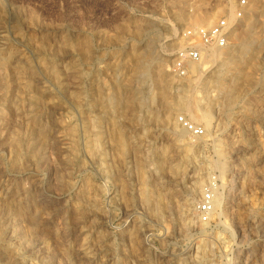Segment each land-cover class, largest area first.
Here are the masks:
<instances>
[{
    "label": "rangeland",
    "instance_id": "obj_1",
    "mask_svg": "<svg viewBox=\"0 0 264 264\" xmlns=\"http://www.w3.org/2000/svg\"><path fill=\"white\" fill-rule=\"evenodd\" d=\"M234 3L0 0V264H264V60L221 68L208 52L179 78L182 43L167 47L199 25L191 15ZM162 54L143 75L130 69V57ZM160 68L174 84L146 98L143 80ZM182 99L213 116L190 115ZM178 115L204 129L187 133L188 151ZM209 184L222 201L202 221Z\"/></svg>",
    "mask_w": 264,
    "mask_h": 264
},
{
    "label": "bare ground",
    "instance_id": "obj_2",
    "mask_svg": "<svg viewBox=\"0 0 264 264\" xmlns=\"http://www.w3.org/2000/svg\"><path fill=\"white\" fill-rule=\"evenodd\" d=\"M227 10L229 12H231L232 9H230V10L226 9V11ZM219 12H220L219 9L210 10V11L203 10L202 12H200L198 14L191 15L190 20H192L193 23H197L199 25H209L219 16ZM176 15H177L176 20L179 23V18H181V15L179 13H177ZM262 17H264V0H247V5H246L244 15L241 18V20L237 23V25L234 26L233 29L231 30L227 45L224 47H220V48H208L205 51L206 52L205 54H208V52L211 53V56L213 57V59L215 61H217L218 63H220L219 67H221V68L227 67L231 64L233 67H235V66L237 67V65L242 62L240 67H238L239 69H241L244 65H246V63L250 62L251 60H253V62L256 61L255 63H256V65H258L259 62H262L264 60V57L262 56V54H263L262 51H264V34H263L264 33V18H262ZM257 27H258V30H257ZM171 30L167 29V32L173 33L174 29L172 28ZM260 32H263V33H260ZM69 38H71V37H69ZM68 40L73 41L72 38L68 39ZM179 43H182L181 38L176 43L172 42V43L167 44V47L173 48L176 46V44H179ZM246 55H247V59L245 61L241 60V57L246 56ZM150 57H148L146 59H140L136 55H135V57L134 56L130 57L129 61H128L131 64L130 69L133 70L135 68L138 70L137 71L138 74L143 75L147 70H149V65H150L151 59L156 60V63L158 65H162L165 61H167V58H166L167 55L166 54H162L160 56L159 55L154 56L151 58ZM198 69H199V62H191L188 65L187 71L190 74H193V73L197 72ZM159 70L160 71L155 72L154 77H153V82L147 83L148 79L143 80V82L145 83V84L144 83L143 84L145 85L146 88H144L145 90L140 91V92H142L146 98L150 97V99L154 100L155 95H156V93H155L156 89L155 88L163 87L166 89L169 86H171L172 84H174L173 78L175 75L170 74L164 68H160ZM237 72H240V70H238ZM178 77L182 78V76H178ZM235 80H237V79L233 78L230 81L229 80L225 81V78L221 79V77H220V78L215 79L214 84L219 85V86H223V87H226L229 89V86L230 85L233 86L232 83H234ZM208 81L209 80H207L205 82H208ZM182 83H183L182 85H186L185 82H182ZM164 95H165V93H164ZM164 95L162 93V98L164 97ZM229 95H228V100H231L230 99L231 96H229ZM133 101L135 102L136 99H134L132 101L128 100L127 101L128 106H129V104L130 105L132 104L134 106L135 103ZM177 103H178L177 104L178 106H180L184 109L186 108V110H188L190 115H192L191 111H193L194 113H197L196 115H198L199 118L205 120V123H206V120L208 121L213 116L211 111H209L207 109H199L197 107L196 108L194 107V109H193L192 108L193 105L186 99H182ZM167 105H168L167 109H169L168 110L169 112L171 110H173V108L176 106V104H173L172 102H169ZM128 106H127V108H128ZM133 106H131V107L129 106V110H131L133 108ZM169 116L170 115H166L164 117L165 122H167ZM161 121L163 122V119ZM95 122H98V121L96 120ZM173 123L175 125L174 121H173ZM117 130H120L119 126H118ZM102 133L103 132H102L101 128L99 127V129L96 131L95 136L97 138H100ZM186 136H187V132L183 128L179 127L177 130V137L175 138V140L184 141L182 143H179V146L183 147L185 151H188L191 146L189 145V139ZM118 137H120V139H121L123 153L126 154L127 148H126V145L124 143V133L119 132ZM181 147H179V148L181 149ZM163 149H164V147H163ZM163 155H164V153L162 152V153H160L159 157L156 158L157 159L156 160V162H157L156 166H162V160L164 158ZM103 162L104 163L102 164V168L105 169L108 167V165L106 164V162L104 160H103ZM201 178H202V174H198L197 176H195V178L192 181L193 183L187 188L188 194L193 191V187L195 186V184L197 182L198 183L202 182ZM142 182H143V186L145 188H147L149 186L147 181H145V177L142 178ZM221 193L222 192L220 190H218L217 188L214 189L213 197H212V209H211V211L215 208V206L219 205L220 200L222 198ZM150 195H151L150 192L146 194V196H148V197H150ZM187 200H188V198H185V204L184 205H186V206L188 204H190V203L186 202ZM184 209H185V207H184ZM211 211L208 213V215L211 213ZM190 219H192V218H190ZM191 222L195 226V223L197 222V220L192 219ZM199 225H204V224H199ZM142 243H143L142 246L143 245L146 247L150 246L148 238H144ZM86 254H88V252H86ZM101 264H105V261H102Z\"/></svg>",
    "mask_w": 264,
    "mask_h": 264
},
{
    "label": "built area",
    "instance_id": "obj_3",
    "mask_svg": "<svg viewBox=\"0 0 264 264\" xmlns=\"http://www.w3.org/2000/svg\"><path fill=\"white\" fill-rule=\"evenodd\" d=\"M246 5L247 0H235L231 12L221 13L211 24L185 27L180 33L182 44L172 56L171 71L177 76H184L187 74L189 63L200 62L206 56L205 51L208 48L226 46L231 30L244 15ZM175 122L192 138L200 137L204 133L200 124L182 115L176 116ZM214 189V185L209 184L202 190L201 199L197 205L198 215L202 221L207 220L208 213L212 209Z\"/></svg>",
    "mask_w": 264,
    "mask_h": 264
}]
</instances>
